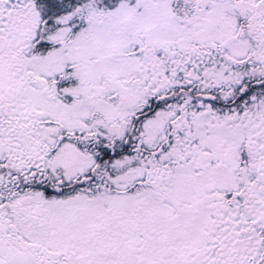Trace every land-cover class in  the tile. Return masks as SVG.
I'll return each instance as SVG.
<instances>
[{
    "label": "snow or ice",
    "instance_id": "1",
    "mask_svg": "<svg viewBox=\"0 0 264 264\" xmlns=\"http://www.w3.org/2000/svg\"><path fill=\"white\" fill-rule=\"evenodd\" d=\"M0 264H264V0H0Z\"/></svg>",
    "mask_w": 264,
    "mask_h": 264
}]
</instances>
